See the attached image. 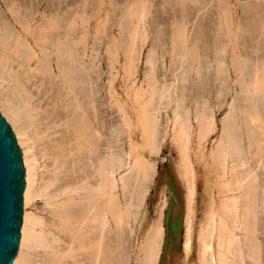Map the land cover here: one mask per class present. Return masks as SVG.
<instances>
[{"label":"bare ground","instance_id":"1","mask_svg":"<svg viewBox=\"0 0 264 264\" xmlns=\"http://www.w3.org/2000/svg\"><path fill=\"white\" fill-rule=\"evenodd\" d=\"M8 1L10 0L2 2L9 10V19H4L5 16L0 19V107L5 116L12 122L18 142L22 146V163L24 161L26 166L25 191L23 189L24 201L28 202V199L37 195L34 182L36 180L35 171L38 168H36L35 163H39L40 159L43 161L41 165L49 173L45 181L42 180L43 182L38 186V189L36 188L37 193L41 194L42 192L43 196L45 195L46 201H49V203L47 202L49 206L53 203V212L51 213L55 219V223H53L54 232L56 230L55 233L66 235L69 240L67 250L64 248L66 251H63L64 249L61 248L59 251L57 248L59 246L56 244L63 237L51 233L49 236L48 233L51 231H47V234L38 231L41 234L39 235L41 242H36L32 230L37 223L33 221V217H29L27 211L23 214L22 193L21 241L19 237V243H21L20 247L18 245L11 264H63L64 256H73L76 252L88 257L87 264H118V251H121V249L118 250V226L121 217L118 214L120 204L117 194V179L114 174L118 168H121L124 159L125 163H131L133 160L130 162V151L125 154V158L122 156L124 159H121L122 157L119 155L116 145L118 142L117 129L114 124L115 120H113L116 117L115 114L114 118L110 116L112 118L110 128H108L110 135L107 142L104 139L106 149L105 151L103 149L102 135H105L106 131L102 133V127L105 126L106 121L102 118L104 104L101 105L103 99H100L99 95L101 78L99 79L98 51L95 50V47L90 46L89 48L84 44L86 41H84V28L79 27L78 32L74 33L72 37L70 28L76 22L66 13L57 18H44V23L41 21L43 18L40 15V22L35 24L36 17L33 16L35 12L33 15L31 13V16L28 14L30 17L26 15L28 17L23 19V16L20 17L17 11L20 8L17 6L18 8L15 9L16 4L14 2L10 4ZM186 1L196 4L193 5L192 3V6L195 8L194 13L198 18V25H209L210 30H215L216 33L213 37L209 34L211 38L209 37L210 42L208 44L214 41L216 35L222 37V43L213 48L214 51L209 58L218 66L217 70L227 71L226 75L228 73L226 66L231 65L232 70L229 71V75L232 77L233 73L235 79L231 89L234 90V93L238 90L240 92L235 93L236 95L233 97L232 111L230 109L228 114L230 120L228 117L224 120L219 141L210 153L212 170L216 177L220 178V181L221 179L224 181L220 187L219 184L215 183L218 186L214 184V188L217 189V192L219 190V193L223 192L222 197L224 198L219 204L217 203V206L213 201L218 199L213 200L212 193L209 195L208 199L211 201L208 203L205 215L198 223L196 264H240L243 262L242 258L245 257L244 254L246 253L251 261L254 260L253 264H262L260 259L262 258L260 257V245L262 244L257 238V232L259 231V220L264 223V183H262L264 177H261V180L257 178L260 174L264 175V118L261 117L264 116V106L260 107V105H264V80H262L264 79L262 71L264 67L260 69L264 65V0H252L253 7L258 10L256 18L255 16L252 18L253 20L255 18V24L259 28L256 42L261 45L254 47L251 51L246 50L247 44L245 40L244 42L242 40L240 24L247 18V12H244L243 7H240L239 0H214L213 4L210 3L211 0H179L181 9H184L183 6ZM24 3L26 6L27 2ZM0 11L2 10L0 9ZM142 11L139 14L142 15ZM1 13L0 15H2ZM175 24H177L176 27L174 26L175 37L178 40V47H181L179 49H181L182 55H188L190 60L196 62L198 54L195 46L199 48V35L197 36L198 39L195 36V39L190 41V36H187L189 32L185 34L187 31L184 30L186 28L184 22L182 21L180 24L175 22ZM187 37H189V43H187ZM171 40L173 41V38ZM86 56H89L88 62L85 59ZM147 59L149 62L151 54H148ZM249 63H251L253 72H251L253 76L251 81L249 77H243V68L249 66ZM186 72L183 70L180 78ZM259 74L260 77L258 78ZM148 76L149 81L146 85H151L153 78ZM108 81L107 103H109L111 110H115L119 103L116 101L112 79ZM166 90L169 89L160 87L158 90L160 97ZM220 90L222 91V89ZM241 97L245 104L237 103V98L241 99ZM151 100L147 99L144 105L149 104ZM154 110L157 109L150 107L149 111L151 113ZM148 112L147 114L143 113V115L146 116L145 122L147 121V124L145 123V125L149 127L148 133L153 139L151 149L154 152L158 149L157 144L154 143L155 136L157 137V123L154 117L155 113L153 112L154 114L151 113L148 116ZM180 114L174 111L173 126L176 128L173 133L179 150V174L184 180L187 192L184 244V257L186 258L193 237L191 215L193 213L195 180L189 159L192 126L189 123L187 111H185L184 116ZM197 114L195 115L199 125L197 138L200 141L207 137L214 128V120L210 110L208 112L203 110L202 113L197 111ZM144 132L146 133L144 136L148 138L146 130ZM255 156L257 157L255 158ZM256 161L258 163H255ZM134 162L137 164L136 159ZM148 164L150 165V163ZM256 164H258V170L263 169V171H258L255 167ZM133 168L135 169L133 174L136 180L141 173L143 174V176L140 175L142 179L146 178L148 169L145 168V165L137 164ZM250 172L254 173L250 175ZM122 178L120 177L121 182L123 181ZM124 181L122 185L126 187ZM145 185L142 182L137 184L139 189L135 197L140 203L147 191ZM216 196L218 197V195ZM219 198L221 197L219 196ZM129 203L128 206H130ZM129 208L130 212L131 206ZM220 210L232 218L231 220L228 219L231 221V225L228 226L225 221L227 215L225 218L219 215ZM120 213L123 212L120 210ZM261 213H263L262 217ZM159 219L148 230L145 243L143 241L144 245H142L144 251L140 248L144 252L143 264H157L159 245H161L159 242L162 235V224ZM44 232L46 233V231ZM39 238L37 236L36 239ZM242 239L247 247L246 250L245 247L243 248V244L239 242ZM232 252H234V258L228 259ZM37 258H40L38 263L36 262Z\"/></svg>","mask_w":264,"mask_h":264},{"label":"rangeland","instance_id":"2","mask_svg":"<svg viewBox=\"0 0 264 264\" xmlns=\"http://www.w3.org/2000/svg\"><path fill=\"white\" fill-rule=\"evenodd\" d=\"M2 1L7 2V0H0V9L3 11V13H1L2 11H0V13L3 15V16L0 15V19H3L4 16H5L4 19H9V14H10L9 10L7 9L5 3L3 5ZM21 1L22 3L27 2L26 3L27 5L25 6V3L22 4ZM21 1L19 0L18 2V0H10L8 2H10V4L14 2L16 4L15 9H17L18 7L20 8L17 9V11L18 14H20V17L23 16V19L27 18L31 13H32L31 15H33V13L35 12L33 15L36 17L35 24L40 22L41 17L43 18L41 20L43 22L44 18L46 19L54 18V17L57 18L62 16L64 13H66L70 18H74L76 24H73L70 28L72 37L74 33L78 32V30L80 29L79 27L84 28V41L86 40L84 44L89 48L90 46L93 48L95 47V50L98 51V61H99V69H100L99 79L101 78L100 80L101 83L99 86L102 87V88L99 87L100 89L99 95H100V99H103L101 100V105L104 104L103 105L104 108L103 107L101 108H103L102 110H104V112L102 113L105 116L102 115V118L103 120L106 121V123L105 121L103 122V124L105 123V126L103 125L102 127L103 129L102 133L103 131L104 133L106 131L105 135H102L103 137L102 140L104 145L103 149L104 151L106 149L105 147L106 142L108 141L110 135L109 133L110 129L108 128H110V124H111L110 122L112 120L111 117L114 118L115 117L114 114H115L117 118L115 117L116 119L114 118L113 120H115L114 124L117 129L118 142H116V145L118 146L119 155L121 157L124 156L125 158V154L130 151L131 153L130 162L131 160H133L131 163L126 162L128 164L127 165L125 163V159L122 157L121 159H124L122 163L125 166L121 164L120 166L121 168H118L114 174L115 178L117 179V185H118L117 194L119 196V204H120L118 214L121 217L118 226L119 227L118 250L121 249L122 252L118 251V258H119L118 264H143V260H144V252H142L143 250L142 245H144L143 241L145 243L148 230L151 229V227L153 226L152 224H154L155 221H157L159 218L162 224V235H161V240L159 242V244L161 245H159L160 247L158 252V258L156 261L157 264H196L197 251H198L196 235H197L198 223L202 219L203 215H205V212L207 210L206 208L208 207V203L211 201L208 199L209 195L212 193L211 196L214 198L212 199L213 200L218 199L215 200L216 202L213 201L214 204L215 203L219 204V202L224 198L222 197L224 195L223 192L219 193V190L217 192V189L214 188L215 185L217 184H219L220 187L221 184L224 183V181L221 179L222 181L221 182L220 178L216 177V174H214V171L212 170L213 168L210 163V153L215 149L219 141V137L221 136L222 133V125L224 120L229 118L228 114L231 109V102L233 101V97L236 94L240 93L238 90L235 92L236 93L235 94L234 90L231 89V86L235 81V79L233 78V73H232V77L229 75V71L232 70L231 65L226 66V68H228V73L226 75L227 71L222 72L217 70L218 66L214 62H212V60L209 58V56H212V53L214 51L213 48L217 47L216 45H220L222 43L221 40L222 37L216 35V38L213 39L214 41L208 44V42H210L209 41L210 38L213 37L216 32H214L215 31L214 29L210 30L209 25L207 26L198 25L197 22L198 18L196 16V13H194L195 8L192 6V3L193 5L195 3L191 1L185 2L183 6L184 9L180 8L179 0H21ZM213 1L214 0H211L210 3L213 4L214 3ZM239 2H240V7H243L244 12H247V14L245 13L247 18H245L242 21V24H240V28L242 27L241 28V34L243 36L242 40L243 42L245 40L247 44L246 50L251 51L254 47H260L261 45L256 42V36L258 34L259 28L254 21L257 16L258 10L253 7L254 4L252 0H239L238 3ZM32 5L34 6L31 7ZM22 6L24 9L22 8ZM204 9L205 7L202 10L204 11ZM141 11H142V15L139 14L141 13ZM40 15L42 16L40 17ZM253 16H255L254 20L252 19ZM182 21L184 22V25L186 27V28L184 27L185 28L184 30L187 31L185 34L189 32V35L187 34V36H190V41L197 38L198 35L200 37V42L198 41L199 48L198 46H195L198 54V60L196 62L190 60L188 55L183 56L181 49H179L181 47H178L179 45L177 42L178 40L176 39L177 37H175V32H174L175 27L177 25L175 24V22L176 23L178 22V24H180V22ZM246 21L247 23L251 22L252 24L251 23L247 24ZM206 34L208 35L206 36ZM209 34L211 35V37L209 36ZM74 38L76 39L77 37ZM171 38H173V41L171 40ZM187 38H188L187 43H189L190 42L189 37ZM204 40L205 41L207 40V43H205ZM148 54H151V59H150L152 60L151 62L150 60L148 62L147 59ZM85 59H87L88 62L89 56H86ZM263 67L264 65L260 69H262ZM244 68H243L244 70L243 77L244 78L249 77L251 81L253 79L251 63H249V66L247 65ZM183 70H186L187 72L183 73L180 78V74ZM262 71L264 73V68ZM248 72L250 73V75ZM260 74L258 75V78L260 77ZM147 76L148 77L151 76L150 77L151 79L153 78L152 80L153 84L146 85L148 84L149 81ZM111 79L114 84L116 101L119 103V104L117 103L118 107H115V110L114 109L111 110V108L109 107V103H107L108 102L107 84L109 83L108 80ZM236 86L238 87V84ZM160 87L161 88L165 87L169 89L166 90L169 93L165 91L166 93L164 92L163 93L164 95L161 94L162 98L158 93ZM227 87L229 88V91ZM156 89L158 90L156 91ZM220 89H222V91ZM166 95H168L169 98L166 97ZM147 99L150 100L152 99L150 102L151 104L150 103L147 104L148 106L144 105ZM234 102H236V100H234ZM237 103L241 105L245 104L242 97L241 99L237 98ZM262 106L264 105H260L261 108ZM150 107L152 109H157L156 111L155 110L153 111L155 114L151 112L154 114V117L156 119L157 131H158V132L156 131L157 137L155 136L156 140L154 141V143L157 144L156 147H158V149L154 150V152L151 149L152 148L151 144L153 145L152 142L153 139L148 133L149 127L145 125V123L147 122V121L145 122L146 116L144 117L143 115V113L147 114V112L150 110ZM203 110H205L206 112H208L209 110L211 111L214 120V128L209 132L208 136L200 140L201 143H199L200 141H198L197 138V131L199 125L197 124V119L195 118L196 117L195 115H198L197 111H201L202 113ZM112 111L113 112L117 111V112L113 113ZM174 111L181 113L180 115L182 116H184L185 111H187L188 113L187 117L189 119V123L192 126L189 159L193 167L194 180H195V191L193 195V213L191 215L193 237L190 244L191 248L186 258L184 257V244H185V219H186L185 215L187 213L186 211L187 192H186V185L184 184V180L181 178L179 174V168H178L179 150L176 144V140L174 139V133H173L175 132V128H176L175 126H173ZM0 113L9 123L11 130L15 135L17 144L22 152V160H23V150H22V146H20L18 142L16 130L14 129L12 122L2 112L1 107H0ZM151 113L149 111L148 116ZM261 117L264 118L263 115ZM144 130H146V132L148 133L147 135L148 138L144 136L146 135ZM104 139L106 140V142ZM256 157L257 156H255V158ZM134 159L137 160V164H139L140 166L145 165V168L147 167L148 169L146 171L147 176L145 179L143 178L144 181L146 182H144L142 179L143 176L142 173L140 174L142 176L140 175L137 176V180L139 179V181H137L134 178L133 173L135 169L133 168V166L137 165L134 162ZM38 162L39 163H35L36 164L35 166H37L36 168L38 169L35 171L36 180L34 182L37 195L32 199H28L27 200L28 202L24 201V191H25L24 188L23 214L24 212L27 211L29 213V217L30 218L33 217V221L37 223L35 228L32 230V235L35 237L36 242L37 241L38 243L41 242L40 241L41 236H39L41 235L40 234L41 232L43 234H47L48 233L47 231H51L48 233L49 236H51V234H55V235L58 234L59 236L63 237V238L60 237L61 239L56 244L57 246H59L57 247L58 250L61 251V248L63 249L66 248L67 250L68 247L67 245H69V240L66 237V235L62 233H55L56 230L54 232L55 228L53 226V223H55L54 222L55 219L53 218L52 216L53 214L51 213L53 212L52 210L53 203H51L52 205L50 204L49 206L48 205L49 201H46L45 195L43 196L42 192L41 194L37 193L38 186L43 181H45L49 173L45 168H43V165H41L43 164V161L39 159ZM143 162H145L146 164L145 163L143 164ZM148 163H150V165ZM255 163L258 162L256 161ZM38 165L41 167L39 168ZM23 166L25 169V186H26V166L24 164V161H23ZM255 167L258 170V164H256ZM131 168H133L132 171ZM258 171H263V169L262 170L260 169ZM253 173L254 172H250V175ZM213 174L215 177L213 176ZM40 175L42 178L40 177ZM120 177L121 178L123 177L122 178L123 181L125 180L124 182L127 185L126 187L122 185L123 181L121 182ZM261 177L263 178L264 175L260 174L259 178L257 179L261 180L262 179ZM216 178L219 180H217ZM128 181L131 182L128 183ZM138 182H142V184L145 183L146 184L145 186L147 187V191L144 194L141 203L138 201L137 197H135L136 196L135 194L139 189L137 187ZM212 188L213 191L211 192ZM216 195H218V197ZM219 196L221 198H219ZM128 203L131 206V211H130L131 214L129 212L130 206H128ZM135 203L137 204V207ZM120 210L123 213H120ZM261 214L259 215H261L262 217L263 213ZM219 215L224 218L227 215V219L225 220L227 222V225L229 226L232 224L230 221L232 218L229 217L228 214L225 215L220 210ZM229 218L230 220L228 221ZM22 220H23V215H22ZM47 223L49 224V226ZM259 223H260V225H258L259 228L257 227L259 230L257 232L258 233L257 238L261 242L259 243L262 244L260 245L261 246L260 257H262L260 259L262 260V264H264V258H263L264 257V229H263L264 223L262 220L261 221L259 220ZM45 225L47 226L45 227ZM44 231H46V233ZM37 236L38 238L40 237L38 240L36 239ZM238 238L240 237L238 236ZM20 241H21V235H20ZM243 241L244 240L242 239L239 242L240 244H243L242 246L243 248L245 247L244 249L246 250L247 247ZM123 242L124 244H122ZM20 243H19V247H20ZM140 248L142 250H140ZM37 249L40 250V248ZM66 250L64 249L63 251ZM232 250L235 251L234 249ZM233 253L234 252H232V254ZM232 254L228 256L229 257L228 259L234 258L233 257L234 254L233 255ZM246 254H244L245 257L243 256L242 258L243 262H241L240 264H253L254 260L251 261V258L250 257L248 258ZM73 256L75 258H72ZM73 256H64L63 264H65V262L66 264L88 263V257L84 254L76 252ZM39 259L40 258H37L36 260L37 263Z\"/></svg>","mask_w":264,"mask_h":264},{"label":"water","instance_id":"3","mask_svg":"<svg viewBox=\"0 0 264 264\" xmlns=\"http://www.w3.org/2000/svg\"><path fill=\"white\" fill-rule=\"evenodd\" d=\"M24 186L21 151L0 113V264H11L17 252Z\"/></svg>","mask_w":264,"mask_h":264}]
</instances>
